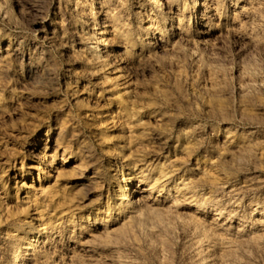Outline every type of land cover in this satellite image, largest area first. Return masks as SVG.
<instances>
[{
  "label": "rangeland",
  "instance_id": "374dc122",
  "mask_svg": "<svg viewBox=\"0 0 264 264\" xmlns=\"http://www.w3.org/2000/svg\"><path fill=\"white\" fill-rule=\"evenodd\" d=\"M196 1L0 0V264H264V0Z\"/></svg>",
  "mask_w": 264,
  "mask_h": 264
},
{
  "label": "bare ground",
  "instance_id": "6f19581e",
  "mask_svg": "<svg viewBox=\"0 0 264 264\" xmlns=\"http://www.w3.org/2000/svg\"><path fill=\"white\" fill-rule=\"evenodd\" d=\"M202 4H203L202 1L197 0V1H196V4H195V7H200ZM109 32H110V33H113L114 30H111V31H109ZM94 38L96 39V41H94V42H97V41H98V38H100V37H94ZM109 38H110V36H108L107 38L102 39V40H103L102 42H103V44H104V48L101 49V50H104V49H105L106 51H109V50H110L111 42H110ZM93 47H95V44H92L90 48H93ZM117 56H118V60H119V62H121V63H123V62H127V61L129 60L128 55H127V53H126V49L121 48V49L118 51ZM161 176H162V175H161ZM154 186H155V185H154ZM154 186L151 187V188H154ZM120 198H121V195H120ZM257 212H259L260 214H262V215L264 216V210L257 209Z\"/></svg>",
  "mask_w": 264,
  "mask_h": 264
}]
</instances>
